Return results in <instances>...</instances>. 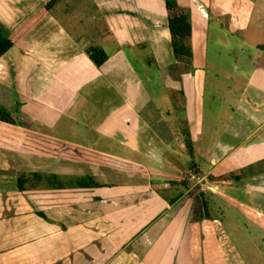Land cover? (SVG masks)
<instances>
[{"label":"crops","instance_id":"1","mask_svg":"<svg viewBox=\"0 0 264 264\" xmlns=\"http://www.w3.org/2000/svg\"><path fill=\"white\" fill-rule=\"evenodd\" d=\"M74 2L0 59V105L26 127L0 122V264H264V239L249 262L221 222L264 233V0H178L190 61L166 0ZM44 6L0 0L6 35Z\"/></svg>","mask_w":264,"mask_h":264},{"label":"trees","instance_id":"2","mask_svg":"<svg viewBox=\"0 0 264 264\" xmlns=\"http://www.w3.org/2000/svg\"><path fill=\"white\" fill-rule=\"evenodd\" d=\"M44 8L34 16L27 24H25L21 29L12 35H6L3 26L0 23V59L6 55L12 48H14L19 42H21L42 20H44L61 2V0H44ZM166 7L169 19V29L172 37V45L174 49L175 56L177 59H184L190 61L193 58L192 48L190 46V39L192 37L193 28L191 24V10L189 8L183 7L179 4L178 0H166ZM87 55L90 59L98 66H103L108 60L109 56L107 53L99 47H90L87 49ZM0 122L18 126L23 129L26 127L21 123L19 117L16 113L8 110L6 107L0 105ZM187 148L189 155L193 159L192 167L195 168L194 158L195 152L194 147L191 142L188 141ZM239 177H234L233 180H237ZM23 179H21V190H25L22 185ZM177 181H173L172 184H183ZM62 186V185H61ZM79 186L83 188L93 187L91 184L81 182ZM95 186V185H94ZM60 188H63L60 187ZM201 209L196 210V214L199 218L203 219L204 213L208 214L207 204L201 203ZM201 210V211H200ZM204 212V213H203Z\"/></svg>","mask_w":264,"mask_h":264},{"label":"rangeland","instance_id":"3","mask_svg":"<svg viewBox=\"0 0 264 264\" xmlns=\"http://www.w3.org/2000/svg\"><path fill=\"white\" fill-rule=\"evenodd\" d=\"M64 5L65 4H61L55 8L56 13L63 20L66 18V9L61 10ZM85 6L89 7L86 0H75L69 9L80 10L81 13H83ZM90 22H92V19L86 18V24L82 28L90 38L95 37V35L97 37L98 28L100 32L102 30V25L99 24L97 26H92ZM201 206L202 205H200V207ZM217 217L223 218L222 212ZM224 218L226 221L221 222L224 224V227L227 231L226 233L231 236L232 240L234 241V245L236 244L238 247L237 251L240 252V249L243 250V252H245L244 258L249 262H254L256 259L255 257L258 255L256 247L262 245L264 233L258 230L257 227L253 226L252 223L244 221L238 213L226 212Z\"/></svg>","mask_w":264,"mask_h":264},{"label":"built area","instance_id":"4","mask_svg":"<svg viewBox=\"0 0 264 264\" xmlns=\"http://www.w3.org/2000/svg\"><path fill=\"white\" fill-rule=\"evenodd\" d=\"M192 180L196 183H201L202 182V178L199 177L198 175H195L192 177Z\"/></svg>","mask_w":264,"mask_h":264}]
</instances>
